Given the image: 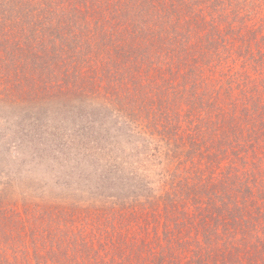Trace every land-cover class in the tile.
Returning <instances> with one entry per match:
<instances>
[{
	"label": "trees",
	"instance_id": "1",
	"mask_svg": "<svg viewBox=\"0 0 264 264\" xmlns=\"http://www.w3.org/2000/svg\"><path fill=\"white\" fill-rule=\"evenodd\" d=\"M111 120L116 144L150 135L177 166L132 199L98 190L91 237L62 242L73 257L50 227L49 254L264 264V0H0V145L42 149L52 136L57 154L84 145L98 161Z\"/></svg>",
	"mask_w": 264,
	"mask_h": 264
},
{
	"label": "rangeland",
	"instance_id": "2",
	"mask_svg": "<svg viewBox=\"0 0 264 264\" xmlns=\"http://www.w3.org/2000/svg\"><path fill=\"white\" fill-rule=\"evenodd\" d=\"M236 65L235 62L230 64L231 70ZM9 119V123H1L12 124L14 117ZM41 120L44 125L49 124L46 119ZM114 125L111 120L108 131H101V134L109 135L111 141L106 142L102 149L105 155L98 161H95V149H84V145L79 147L70 143L69 150L65 149L71 152L69 155L66 152L57 154L59 139L52 136L51 145L42 149L34 145L20 152L13 151L11 138L5 137L7 142L0 145V264H5V259L11 264H23L27 261L25 256L31 264H69V260L58 261L49 254L51 244L45 232L47 229L55 228L52 239L58 245L79 232L91 237L87 224L96 214L93 205L99 199L98 190L105 189V193L132 199L139 186L148 182L156 184L158 175L169 174L177 166L176 159L168 151L172 148L166 149L165 159L160 158L158 150L163 152L162 147H156V139L150 135H132L129 145L116 144L123 139ZM0 142H3L1 138ZM90 146L95 145L90 143ZM78 151L90 154L91 159H81ZM262 152H258L262 160H257V165H264ZM168 156L173 158L166 159ZM252 158V154L247 156V165H253ZM61 246L74 257L64 243ZM71 260L70 264H73L74 259ZM79 260L75 259L76 262Z\"/></svg>",
	"mask_w": 264,
	"mask_h": 264
}]
</instances>
